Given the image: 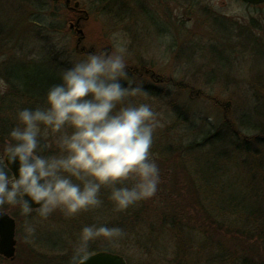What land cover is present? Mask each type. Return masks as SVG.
<instances>
[{
	"label": "rangeland",
	"instance_id": "374dc122",
	"mask_svg": "<svg viewBox=\"0 0 264 264\" xmlns=\"http://www.w3.org/2000/svg\"><path fill=\"white\" fill-rule=\"evenodd\" d=\"M75 1L78 9L88 14L81 23L83 39L77 49L78 36L65 23L68 10L63 8L64 1L0 0V97L9 94L11 79H18L22 86L37 83V70L22 72L19 66L42 63L50 54L72 67L87 57L86 52L105 49L114 53L118 46L123 47L128 68L141 65L163 78L153 81L155 96L127 98L128 103H148L153 107L158 130L173 128V139L188 146L207 135H216L219 129L217 139L211 138L208 146L183 152L185 167L197 189L206 198L214 199L212 207L227 209L216 203L230 199L241 205L243 196L245 209L260 213L264 207L258 187L259 181H264V141L259 140L264 136V4L252 6L234 0H119L127 14L120 19L116 13L108 14L99 0ZM203 11L229 16L233 28L215 29L203 17ZM73 16L69 15L70 19ZM150 16L154 22L166 21L164 32L155 33ZM128 77L122 80L125 87L131 82L143 85L149 81L147 77ZM35 95L33 99L37 101ZM5 103L1 98V113ZM20 104L9 102L6 106L7 118L15 124L19 110L37 108L34 102L28 107L20 108ZM176 108L183 109V113L172 119ZM160 143L165 147L169 141L162 138ZM178 144L174 141V145ZM3 148L0 143V152ZM151 158L157 161L152 152ZM131 180L134 181L127 182ZM4 207L7 206L0 210H7ZM16 210L11 207L5 212L13 216ZM57 213L47 219L20 214L21 221L16 220L15 256L8 262L0 258V264H34L27 254L29 244L36 248L37 242L47 246L64 236V225L47 224L59 219ZM86 215V219L91 218L97 210ZM29 227L34 231H27ZM49 234L52 240L47 238ZM107 246L128 256L136 252L117 242L105 243L103 238L92 241L89 248L102 252ZM131 257L133 264L138 261V255Z\"/></svg>",
	"mask_w": 264,
	"mask_h": 264
},
{
	"label": "clouds",
	"instance_id": "9594fccd",
	"mask_svg": "<svg viewBox=\"0 0 264 264\" xmlns=\"http://www.w3.org/2000/svg\"><path fill=\"white\" fill-rule=\"evenodd\" d=\"M125 57L119 46L88 54L48 89L43 107L17 112L0 152V207L19 206L30 215L36 205L44 219L57 211L74 218L102 207V188L110 190L116 212L155 196L161 175L150 149L157 113L148 103L127 102L146 93L140 84L122 83L129 79ZM44 139L56 144L55 154H42ZM129 179L131 187L123 186ZM120 234L119 228L82 227L71 264H86L89 245L100 236Z\"/></svg>",
	"mask_w": 264,
	"mask_h": 264
},
{
	"label": "trees",
	"instance_id": "16d2710c",
	"mask_svg": "<svg viewBox=\"0 0 264 264\" xmlns=\"http://www.w3.org/2000/svg\"><path fill=\"white\" fill-rule=\"evenodd\" d=\"M99 1L106 6L105 10L108 14L116 13L120 19L127 16L126 10L119 0ZM73 3L76 1L70 0L69 7L72 8ZM63 8L68 10L65 6ZM78 10L80 11V9ZM67 14L65 23H74L78 17H83L80 20L79 28L87 16V13L83 11L76 15L73 11L68 10ZM72 14L74 16L70 19L69 15ZM102 51L106 52L105 49ZM181 51L182 53L186 52L185 50ZM91 53L93 52H86L87 55ZM48 57L39 64L19 66L22 72L37 70L40 76L37 83L33 82L22 86L18 79H11L9 81L11 85H9L11 87L9 94L0 97V100L2 98V100L7 101L2 113L0 112V143L3 146L9 139L8 133L17 126L15 122H10L7 118L6 106L8 103L13 102L17 106L21 102V108L23 106L28 107L34 102L37 103V107H43L48 89L59 84L62 73L70 68L66 65L67 61H59L58 56L51 57L49 54ZM127 72L130 76L137 78L147 77L149 81L142 85L144 92L147 95L155 96L156 86L149 76V74L154 75V72L150 68L147 69L138 65L134 68L127 67ZM36 91L37 95L34 94ZM33 94L37 96V101L33 99ZM181 113H183V109L177 110L176 108L172 119L178 118ZM171 133H173V128L170 127H166L165 130H158L156 127L154 133L151 152L157 160L156 163L161 175V182L154 197L141 201L126 211L116 212L108 199L110 190L102 188L100 196L103 205L96 209L97 215L86 219L88 212L81 213L74 218H66L61 212L57 213L59 219L51 220L52 224L49 222L47 224L51 226L64 225V236L57 242L51 241L47 246L37 242L36 248L29 244V253L27 254L32 256H30L32 259L30 262L34 264H71L74 245L78 241L82 227L96 225L97 227L106 226L121 229L119 236L111 239L100 236L97 239L102 240L103 238L105 243L117 242L127 249H134L136 252L131 255L139 256L136 258L138 261L134 264H264V207L260 213L246 210L243 204L245 197L243 196L240 198L241 205L239 202L230 199L216 203L228 206L227 209L218 206L212 207L215 204L214 199L206 198L205 193L197 189L191 178L192 175L185 167L183 152L208 146L211 138L217 139L216 135L219 133V129L216 135H207L200 142L188 146L179 145L180 139L174 140ZM162 138L169 141L165 147L160 143ZM261 138L263 139L259 140L264 141V136ZM173 140L178 145H174ZM45 143L48 144V147L43 150L42 154L45 156L55 154L57 147L51 139L41 140L42 148H44ZM222 153L220 152L219 157L222 156ZM133 183L134 181L131 180V182H125L123 186L131 187ZM263 184L264 181L261 179L258 187H260L259 191L263 198L262 204L264 202ZM11 207L17 209L12 217L20 222V214H23L21 208L19 206L4 208L10 210ZM7 210L0 211L5 212ZM35 214H37V219H40L37 211L30 215ZM30 215H25V217L29 218ZM146 218L154 220V223L148 222ZM40 227L39 225L37 229ZM47 238L52 240L53 236L49 234ZM102 250L122 257L127 264H133L131 260L134 258L131 255L128 256L119 250L113 251L108 246ZM94 252H98L95 247L94 250L89 248L90 254ZM2 261L4 262V259Z\"/></svg>",
	"mask_w": 264,
	"mask_h": 264
},
{
	"label": "water",
	"instance_id": "95a60500",
	"mask_svg": "<svg viewBox=\"0 0 264 264\" xmlns=\"http://www.w3.org/2000/svg\"><path fill=\"white\" fill-rule=\"evenodd\" d=\"M60 1V0H55ZM246 4L258 5L264 3V0H241ZM68 2V1H67ZM75 7L78 6V3H75ZM78 22L76 23V26ZM73 25L69 26V29H72ZM76 34L79 35L78 44L83 39L82 30L76 27ZM12 171L15 174L17 171V166H12ZM11 174V173H10ZM12 175V174H11ZM33 211H35L36 205H31ZM15 221L6 213L0 212V257L6 260H12L15 256ZM86 264H126L125 260L118 256L107 252H97L88 256Z\"/></svg>",
	"mask_w": 264,
	"mask_h": 264
},
{
	"label": "flooded vegetation",
	"instance_id": "af4514ba",
	"mask_svg": "<svg viewBox=\"0 0 264 264\" xmlns=\"http://www.w3.org/2000/svg\"><path fill=\"white\" fill-rule=\"evenodd\" d=\"M64 1V2H63ZM236 2H240V3H243L241 0H234ZM59 2H63L62 4H64V6L68 9V10H71L73 11L74 14L78 15L80 14L81 12L78 10V7L75 8L74 5L73 7H69V4H70V0H61ZM245 4V3H243ZM245 5H248V4H245ZM203 17L206 18V20L211 24L213 25V27H215V29H218L220 28L221 30H224V31H229L231 30V28H233V21H231V19L229 20L228 17L229 16H226V15H222V17H218L217 15H215L214 13H212L211 11H203ZM88 16V14H87ZM152 16H150L148 18V20H151V26L153 27L155 33L159 32L162 33L164 32V29L168 27V24L166 23V21L164 19H162L160 22H154L152 19H150ZM83 17H78L74 23L72 22H69L68 24H74V27L73 29H71V31H74L75 32V28H76V23L79 21L80 23V20H82ZM88 19V18H87ZM85 20V19H84ZM79 23H78V27H79ZM154 26L157 27V30L154 28ZM168 30V29H167ZM162 36H164L162 34ZM78 48V46L76 45V49ZM215 48H218V47H215ZM148 74V73H147ZM150 78L153 80V81H163L162 78L159 77V75H156V74H149Z\"/></svg>",
	"mask_w": 264,
	"mask_h": 264
}]
</instances>
